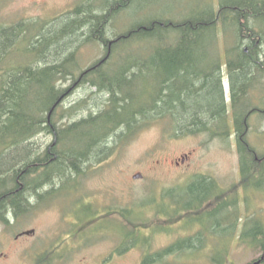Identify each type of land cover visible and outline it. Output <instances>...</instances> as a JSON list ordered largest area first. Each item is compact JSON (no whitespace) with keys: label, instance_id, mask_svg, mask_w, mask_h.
<instances>
[{"label":"trees","instance_id":"1","mask_svg":"<svg viewBox=\"0 0 264 264\" xmlns=\"http://www.w3.org/2000/svg\"><path fill=\"white\" fill-rule=\"evenodd\" d=\"M133 2L82 0L66 13V19L63 14L49 21H59L58 28L51 24L45 29L46 23L32 18L0 24V222L8 225L11 215L28 214L55 196L64 197L61 191L68 181L87 176L91 168L104 164L117 142L129 141L148 126L163 124L164 134L172 138L191 134L207 135L212 140L235 134L241 180L231 190L199 175L185 185L162 189L160 198L165 200L157 204L163 207L153 211L158 217L155 221L148 223L149 215L142 217L134 210V202L108 209L107 216L123 218L124 252L142 247L146 255L142 264L152 261L148 238L152 233L142 234L140 229L158 228L160 221L170 224L192 219H199L203 228L187 242L156 252L157 258L190 251L195 237L204 247L206 233H215L223 226L230 234L238 231L239 244L261 250L257 259L262 258L260 264H264L263 217L258 213L244 215L242 206L249 208L250 191L264 192V151L249 139L252 114L264 115V97L259 91L264 83V0H218L189 14L181 11L179 15L142 20L111 38L109 24ZM86 26L89 41L111 48V54L106 62L98 65L97 61L84 70V79L109 97L101 110L61 123L56 110L68 91L63 80L76 77V57L72 53L60 62L42 63V59L46 61L50 51L62 52L65 40H61ZM23 41L28 43L25 52L34 56L30 60L20 55ZM144 46L147 49L137 55ZM132 56L131 62L119 64L120 59ZM224 65L231 83L230 102L224 92ZM92 124L100 125L98 137L94 135L96 127H87ZM41 134L51 138L45 146L38 140ZM155 196L148 194L146 203L150 204L149 198L157 203ZM77 201L83 200L80 197ZM83 204L91 216L100 214ZM165 215L166 220H162ZM207 216L210 219L206 220ZM81 221H75L80 223L79 230L75 228L72 235L89 239L83 230L93 219ZM223 260L219 264H226Z\"/></svg>","mask_w":264,"mask_h":264},{"label":"rangeland","instance_id":"2","mask_svg":"<svg viewBox=\"0 0 264 264\" xmlns=\"http://www.w3.org/2000/svg\"><path fill=\"white\" fill-rule=\"evenodd\" d=\"M81 1L0 0V24L11 25L24 18H32L46 23L45 29H48L51 24V27L60 24L57 20L49 22L51 19L63 14L66 19V13L75 9ZM217 1L134 0L128 9L111 21L108 26V34L113 38L116 36L115 34L124 33L142 20L147 21L162 15H179L181 11L184 14H189L199 8H207L211 2L216 4ZM89 34L88 26H86L81 31L64 37L61 40L62 42L65 40V48L62 52L50 51L46 61L42 59V63L60 62L63 57L72 53H74L73 58L74 56L77 58L78 66L74 65L76 66L74 68L76 78L70 77L63 80L64 88H68V91L56 110V117L61 123L79 120L81 117L87 116L90 111L101 110L109 97L108 93L91 86L88 81L79 82V75L82 70L102 59L107 53L106 46L92 42V40L89 41ZM86 40L89 42H84ZM23 43L22 48L19 49L20 55L21 57L26 55L28 57L26 60H30L34 56L25 52L24 48L28 43L25 41ZM146 49L145 46L139 47L137 55ZM222 49H224L223 46ZM221 57L224 59L225 55L221 54ZM132 59L133 56L130 57V60L120 59L119 64L124 65V62H131ZM223 72L225 74L226 94L230 95L225 65ZM137 88L140 89L138 85H136ZM258 92H254L253 95L257 96ZM258 99L256 98L257 101ZM71 108H73L72 111ZM76 110H78L76 114L63 119L60 117L61 114L74 113ZM250 124L249 139L251 143L259 151H264V115L252 116ZM87 127H96L97 130H95L94 135L95 137L99 136L100 125L92 124ZM148 127L125 143L118 144L117 142V147L103 165L91 168L87 176H80L77 185L79 189L75 187L74 182L68 181L66 188L61 191L64 197L55 196L28 214L19 217L11 215V221L8 225L0 222V264H18V260L9 261L8 258L3 260L1 252L17 259L20 251L36 252L40 246L44 247L45 258L47 259L45 260L48 264L51 261H55V264L57 261H60V264H103L102 260L104 262L112 260V264H142L145 254L142 247H132L120 255L115 253L112 258L107 259L111 252L116 250L118 238L122 235L123 228L118 223V217L114 215L108 217L104 209L121 208V206H129L134 202V210L138 211L142 217L148 214L147 222L150 223L158 218L153 216V211L163 207L157 205L160 201L163 203L165 200L160 198L163 188L185 185L201 174L215 179L226 190H231L235 184L240 182L239 152L233 137L230 142H228L229 139L225 141L222 138L208 140L207 135L189 134L172 138L164 134L166 131L163 130L165 127L163 124H154ZM230 127H233L231 120ZM38 137L42 146L51 140L50 137L43 134ZM72 139L75 140V136ZM138 172L143 174L142 178L134 177ZM153 193L158 202L154 203L149 198L150 204H147L148 194ZM249 194L251 197L249 208L247 209V204L242 205L245 210L244 215L258 213L264 220V192L250 191ZM174 195L178 194L174 193ZM80 197L83 201L78 202L77 199ZM167 199L169 200L168 197ZM83 203L90 205L92 212L100 211V214L96 217L91 216L90 212L84 211L83 206H81ZM142 207L146 210L142 211ZM147 211H150L151 214ZM166 217L167 215L162 220H166ZM210 217L207 216L205 219H210ZM82 218L93 219V222L83 230V234L93 241L86 239L83 241L72 235L74 231L79 230L80 223L76 225L77 222L75 221L82 222ZM159 223L158 228L154 227L147 231L139 230L142 234L152 233V236L149 235L148 238L151 240L149 249L153 253L165 250L167 246L177 240L194 236L199 229L203 228V223L199 219H192L183 223L180 221L175 224H168L167 221H160ZM33 228L36 229L35 234H27L28 237L25 236L23 240L20 239L21 241L14 240L16 233ZM75 228L77 230H74ZM217 229L215 233H206V246L203 247L202 244L198 246L201 241L194 238L191 243L197 246L188 248L190 251L187 250L179 257L176 253L171 252L167 257L158 258L156 264H219L222 259L226 261V264L229 261L232 264H247L261 256V250L247 247L243 243L239 244L238 231L230 234V229L224 230L223 226L217 227ZM99 233L105 235H98ZM98 236L99 239H97ZM63 240L67 241L65 244L71 248L64 260L55 253L58 252ZM71 241L74 244L69 246ZM59 251H64V248H60ZM211 255H213V262L210 259Z\"/></svg>","mask_w":264,"mask_h":264},{"label":"flooded vegetation","instance_id":"3","mask_svg":"<svg viewBox=\"0 0 264 264\" xmlns=\"http://www.w3.org/2000/svg\"><path fill=\"white\" fill-rule=\"evenodd\" d=\"M103 62H106V59H103V60L99 61L97 64L100 65ZM93 67H95V66H93ZM84 77H85L84 75L79 76V82L85 80ZM74 78H76V77H74ZM262 109H264V100L262 101ZM181 160H183V159H181ZM33 234H35V233H33ZM25 236H27V234L25 233V231L18 232V233L15 234L14 240L21 241V240H23V238ZM27 237H26V239H27ZM70 243H71L70 246L72 244H74L73 241L70 242ZM64 244L62 243L61 247H59V249H58V252H55L58 255V257L59 258L62 257L63 260L65 259L66 256H68V251H70V249H71V248H68L67 250H65L66 249V246ZM60 248H62V249L64 248V251L60 252L59 251ZM115 253H117L118 255L124 253V248L122 246V242H120V243L118 242V246H117L116 250L115 251H112L111 254L109 255V257H107V259H110V257L112 258V256L115 255ZM45 255H46V253H45V250H44V247L43 246H40L39 247V250L36 251V252H32V251H30V252L20 251L19 252V257L17 259L15 257H9V255L7 253H5V252H1V256H2V259L3 260H5L6 258H8L7 260H9V261L18 260V264H48V262L46 261L47 259L45 258ZM0 262H1V260H0ZM111 262H112V260H109L107 262H104L102 260V263L103 264H110ZM49 264H55V261H51ZM56 264H60V261H57Z\"/></svg>","mask_w":264,"mask_h":264},{"label":"water","instance_id":"4","mask_svg":"<svg viewBox=\"0 0 264 264\" xmlns=\"http://www.w3.org/2000/svg\"><path fill=\"white\" fill-rule=\"evenodd\" d=\"M52 111L50 112V115H51ZM135 178H139V177H142V174L141 173H137L134 175ZM31 231H27V233H30ZM259 263V261L257 262Z\"/></svg>","mask_w":264,"mask_h":264},{"label":"bare ground","instance_id":"5","mask_svg":"<svg viewBox=\"0 0 264 264\" xmlns=\"http://www.w3.org/2000/svg\"><path fill=\"white\" fill-rule=\"evenodd\" d=\"M90 31V30H89ZM26 37V36H25ZM52 111H53V109H52Z\"/></svg>","mask_w":264,"mask_h":264}]
</instances>
